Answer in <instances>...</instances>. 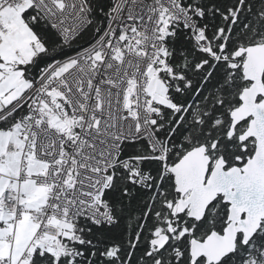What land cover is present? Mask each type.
Returning <instances> with one entry per match:
<instances>
[{"label": "snow or ice", "instance_id": "obj_1", "mask_svg": "<svg viewBox=\"0 0 264 264\" xmlns=\"http://www.w3.org/2000/svg\"><path fill=\"white\" fill-rule=\"evenodd\" d=\"M0 264H264V0H0Z\"/></svg>", "mask_w": 264, "mask_h": 264}]
</instances>
